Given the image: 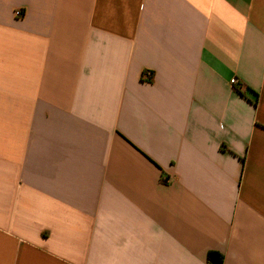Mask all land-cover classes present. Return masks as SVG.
<instances>
[{"label": "crops", "instance_id": "obj_1", "mask_svg": "<svg viewBox=\"0 0 264 264\" xmlns=\"http://www.w3.org/2000/svg\"><path fill=\"white\" fill-rule=\"evenodd\" d=\"M210 253L264 264V0H0V264Z\"/></svg>", "mask_w": 264, "mask_h": 264}, {"label": "trees", "instance_id": "obj_2", "mask_svg": "<svg viewBox=\"0 0 264 264\" xmlns=\"http://www.w3.org/2000/svg\"><path fill=\"white\" fill-rule=\"evenodd\" d=\"M213 255H214V253H210L208 255L207 261H208L209 264H214V262H213Z\"/></svg>", "mask_w": 264, "mask_h": 264}, {"label": "built area", "instance_id": "obj_3", "mask_svg": "<svg viewBox=\"0 0 264 264\" xmlns=\"http://www.w3.org/2000/svg\"><path fill=\"white\" fill-rule=\"evenodd\" d=\"M20 14V12H17V15H19ZM231 84L233 85V86H238L239 85V82L236 80V79H233L232 81H231Z\"/></svg>", "mask_w": 264, "mask_h": 264}]
</instances>
